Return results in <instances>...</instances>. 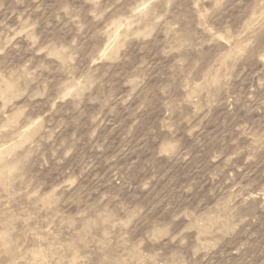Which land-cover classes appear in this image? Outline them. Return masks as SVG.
I'll use <instances>...</instances> for the list:
<instances>
[{
	"label": "rangeland",
	"instance_id": "rangeland-1",
	"mask_svg": "<svg viewBox=\"0 0 264 264\" xmlns=\"http://www.w3.org/2000/svg\"><path fill=\"white\" fill-rule=\"evenodd\" d=\"M0 264H264V0H0Z\"/></svg>",
	"mask_w": 264,
	"mask_h": 264
}]
</instances>
